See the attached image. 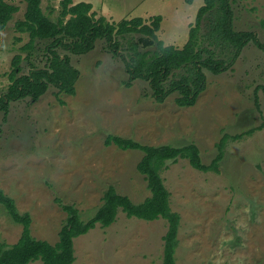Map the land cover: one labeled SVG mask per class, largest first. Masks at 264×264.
<instances>
[{"label":"rangeland","instance_id":"obj_1","mask_svg":"<svg viewBox=\"0 0 264 264\" xmlns=\"http://www.w3.org/2000/svg\"><path fill=\"white\" fill-rule=\"evenodd\" d=\"M18 5L0 30V95L8 91L13 59L21 57L17 76L48 67L52 40L36 39L16 28L24 19L26 3ZM62 0H42V7L57 19ZM93 4L96 18L118 23L141 16L163 17L158 36L165 45L183 48L204 0H73ZM237 30L255 31L264 43V0H231ZM206 18L199 34L202 45L214 49L228 63L219 74L206 69L207 88L196 104L182 107L176 95L155 99L149 82L126 84L129 73L105 39L93 51L68 55L80 71L75 94L51 84L37 100L12 101L0 109V188L12 196L21 212L32 216V235L51 244L59 241L68 214L58 199L74 204L83 220L103 203L104 191L114 185L135 203L151 195L137 164L141 150L107 146L109 133L142 143L182 146L195 143L205 164L220 153L218 143L229 135L219 170L202 171L188 159L169 161L162 171L171 193L170 203L181 216L177 264H264V49L253 41L231 62L224 44L209 39ZM136 34L117 36L120 52L130 53ZM252 130V134L233 139ZM168 221L128 217L118 211L109 227L101 224L74 238L72 264H163ZM0 204V241L11 245L22 235ZM29 264H44L42 260Z\"/></svg>","mask_w":264,"mask_h":264},{"label":"trees","instance_id":"obj_2","mask_svg":"<svg viewBox=\"0 0 264 264\" xmlns=\"http://www.w3.org/2000/svg\"><path fill=\"white\" fill-rule=\"evenodd\" d=\"M26 3L24 19L18 20L16 28L29 33L31 39L25 49H32L36 39L52 40L47 50L50 52L47 68L32 69L29 74L17 76L20 56L13 59L14 69L10 73L12 81L8 91L0 95V109L7 112L12 101L31 97L37 101L53 84L61 92L75 94L76 82L80 71L71 64L68 55H61L58 48L74 54H87L96 47L99 39H105L114 55L122 58L129 79L128 86L137 79L149 82L155 99L165 101L176 95L179 106H194L200 94L207 88L208 69L219 74L228 68L227 61L214 50L204 47L199 37L202 23L207 18L209 39L224 44L230 52L231 62L238 58L243 48L251 41L264 49L255 31L237 30L234 25V9L231 0H204L199 8L195 25L189 31V38L183 48L165 45L159 38L163 17L155 15L150 21L141 16L110 22L105 17L96 18L93 4L86 1L74 3L62 0L61 11L57 19L51 18L42 7V0H22ZM193 2V0H187ZM19 6L0 0V30L4 29ZM264 28V19L261 20ZM136 34L137 40L130 44L128 55L120 52L117 36ZM249 130L233 139L252 134ZM229 135H224L218 143L220 153L211 164H205L197 144L182 146L171 144L153 145L142 143L132 137H123L109 133L105 139L107 146L115 145L122 150H141L143 156L137 164L138 171L147 180L151 195L140 203H135L128 195L121 194L114 185L104 191L103 203L97 212L87 221L83 220L74 204L58 199L67 212V222L60 231L59 241L51 244L47 240L34 237L31 231L32 216L21 212L15 199L0 188V204L11 218L23 225L22 235L14 244L0 241V264H29L42 260L44 264H72L76 260L74 238L87 234L97 224L109 227L117 220L118 211L128 217L145 220L164 218L168 221V230L164 236L163 264H177L176 250L179 245L181 216L171 207V193L165 185L162 171L169 161L179 158L188 159L191 165L202 171L219 170V161L223 157Z\"/></svg>","mask_w":264,"mask_h":264}]
</instances>
